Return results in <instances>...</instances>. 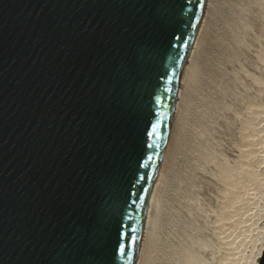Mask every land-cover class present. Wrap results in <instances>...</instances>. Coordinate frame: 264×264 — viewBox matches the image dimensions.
Segmentation results:
<instances>
[{"label":"water","instance_id":"obj_1","mask_svg":"<svg viewBox=\"0 0 264 264\" xmlns=\"http://www.w3.org/2000/svg\"><path fill=\"white\" fill-rule=\"evenodd\" d=\"M205 2L0 0V264H134Z\"/></svg>","mask_w":264,"mask_h":264},{"label":"rangeland","instance_id":"obj_2","mask_svg":"<svg viewBox=\"0 0 264 264\" xmlns=\"http://www.w3.org/2000/svg\"><path fill=\"white\" fill-rule=\"evenodd\" d=\"M210 13L145 264H254L264 242V0Z\"/></svg>","mask_w":264,"mask_h":264},{"label":"bare ground","instance_id":"obj_3","mask_svg":"<svg viewBox=\"0 0 264 264\" xmlns=\"http://www.w3.org/2000/svg\"><path fill=\"white\" fill-rule=\"evenodd\" d=\"M212 1L213 0H206V2H205V5H204L203 11H202V15L200 18V22L198 24V27H197L196 32L194 34V37L192 39L190 49H189V52L187 54L184 66H183L182 74H181L179 84L177 87V91H176V95L174 98L173 109H172V114L170 117V122H169L168 130H167L166 138H165L164 145H163L160 157H159V161H158V165H157V169H156V173H155V177H154V181H153V185H152V189H151V193H150V197H149V201H148V205H147V209H146V213H145V218H144V222H143L139 246H138L137 255H136L134 264H145V262H146L145 257L147 255L148 250L150 249V244H152V236H153L152 222L155 221L156 213L159 209V198H160L159 194H160V191H161V188L163 185L162 184L163 183V175L168 168V164H169V160H170L169 159V156H170L169 152H170L171 146L173 144V141L175 139L174 136H175L177 128H178L177 122H178L179 116H181L180 113L182 112L181 111L182 105H183V102L185 99V94H186V90L188 88L189 80H190L191 76H193L192 75L193 62H194V56H195L196 50H197V45L199 43V40L202 41L204 28L209 24V21H210V16H211L210 6H211ZM233 182H234V180H233ZM263 251H264V242L261 243L260 251L257 255L258 257H257V260H255L254 264L259 263V260L261 258Z\"/></svg>","mask_w":264,"mask_h":264}]
</instances>
